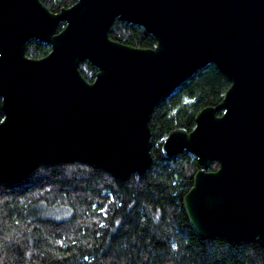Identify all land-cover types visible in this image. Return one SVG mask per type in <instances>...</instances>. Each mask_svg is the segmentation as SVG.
Returning <instances> with one entry per match:
<instances>
[{
	"label": "water",
	"instance_id": "95a60500",
	"mask_svg": "<svg viewBox=\"0 0 264 264\" xmlns=\"http://www.w3.org/2000/svg\"><path fill=\"white\" fill-rule=\"evenodd\" d=\"M116 20L144 28L155 47L110 39ZM31 39L50 52L26 56ZM84 61L97 69L93 82ZM209 65L230 81L221 102L203 108L192 131H170L160 152L197 159L182 204L200 239L264 248V0H76L58 12L0 0V185L73 162L121 182L144 175L154 107Z\"/></svg>",
	"mask_w": 264,
	"mask_h": 264
},
{
	"label": "trees",
	"instance_id": "16d2710c",
	"mask_svg": "<svg viewBox=\"0 0 264 264\" xmlns=\"http://www.w3.org/2000/svg\"><path fill=\"white\" fill-rule=\"evenodd\" d=\"M41 1L51 12L76 2ZM109 37L137 48L156 45L144 28L119 20ZM49 52V45L34 39L25 47L34 59ZM79 69L93 82V65L84 61ZM229 85L209 65L160 99L149 122L153 160L142 176L121 182L100 168L73 162L41 165L22 182L0 185V264H264V248L256 241L203 240L194 233L182 199L199 170L197 159L186 151L170 158L160 152L170 131H192L195 116L218 105ZM217 168L213 162L209 170Z\"/></svg>",
	"mask_w": 264,
	"mask_h": 264
},
{
	"label": "snow or ice",
	"instance_id": "6c2138e0",
	"mask_svg": "<svg viewBox=\"0 0 264 264\" xmlns=\"http://www.w3.org/2000/svg\"><path fill=\"white\" fill-rule=\"evenodd\" d=\"M0 99H2V98H0ZM3 123H4L3 121H0V124H3ZM101 211L106 212L107 210L102 208Z\"/></svg>",
	"mask_w": 264,
	"mask_h": 264
},
{
	"label": "flooded vegetation",
	"instance_id": "af4514ba",
	"mask_svg": "<svg viewBox=\"0 0 264 264\" xmlns=\"http://www.w3.org/2000/svg\"><path fill=\"white\" fill-rule=\"evenodd\" d=\"M218 116H221L222 115V112H218V114H217Z\"/></svg>",
	"mask_w": 264,
	"mask_h": 264
}]
</instances>
